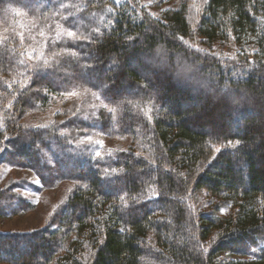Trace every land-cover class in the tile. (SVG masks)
<instances>
[{"label":"trees","instance_id":"obj_1","mask_svg":"<svg viewBox=\"0 0 264 264\" xmlns=\"http://www.w3.org/2000/svg\"><path fill=\"white\" fill-rule=\"evenodd\" d=\"M0 39V166L33 170L38 190L72 183L45 226L0 232V263L264 264V0L160 17L129 0H0ZM82 88L92 106L29 123ZM85 131L130 142L93 155ZM16 189H0V216L29 209Z\"/></svg>","mask_w":264,"mask_h":264},{"label":"rangeland","instance_id":"obj_2","mask_svg":"<svg viewBox=\"0 0 264 264\" xmlns=\"http://www.w3.org/2000/svg\"><path fill=\"white\" fill-rule=\"evenodd\" d=\"M123 2L126 0H115ZM181 0H129L131 5H139L144 7L149 13L154 16L160 17L162 12L169 7L177 5ZM200 3V2H199ZM198 5L197 8H199ZM196 44V43H195ZM218 52L224 56L236 53L237 47L232 42H227L225 45L216 46ZM41 52V51H40ZM40 52L38 54H40ZM147 68L144 67V70ZM156 69H153L155 71ZM123 89H126L124 87ZM91 94H90V93ZM75 93V94H73ZM199 95L194 96L192 99H179L180 105L172 104L175 109L186 111L190 107L197 106L203 107L205 101L199 100ZM91 100L89 107L96 101V96L88 88H82L74 92L68 93H51V99L47 105L44 106L39 112L33 113L29 116V123L32 125H47L54 123L59 114L65 111L71 112L70 109L77 110L75 106H80L82 100ZM87 104V103H86ZM183 107V108H182ZM191 117V116H190ZM190 120L194 121L191 117ZM234 122L230 123L231 124ZM221 124H215L214 128L218 129ZM82 143L90 145V152L93 155L103 154L104 151L111 150L115 146L123 143L129 144L130 140L122 139L118 136L107 135L102 132H88L85 131L79 139ZM125 141V142H124ZM71 182L62 181L56 186L50 188L36 189L34 186L40 187V181L35 172L29 168H21L13 165L0 166V189L7 185H17L16 192L24 197L29 203V209L23 210L15 215H1L0 216V232L8 231H30L33 229L41 228L48 222L50 216L54 213L58 203L63 200L67 194V188ZM197 196L198 204L203 211H212L215 205H212V199L204 190H199L195 193ZM227 210L221 211L224 215ZM230 258V255L223 256ZM233 257V256H231ZM234 258V257H233ZM10 264V263H0Z\"/></svg>","mask_w":264,"mask_h":264},{"label":"snow or ice","instance_id":"obj_3","mask_svg":"<svg viewBox=\"0 0 264 264\" xmlns=\"http://www.w3.org/2000/svg\"><path fill=\"white\" fill-rule=\"evenodd\" d=\"M62 6H63V5H62ZM18 14H20V13L18 12ZM96 31H99V29H97ZM65 33H66V35H67L68 37H70V38H73V39L76 38V34H75L74 32H72V31L65 30ZM19 35H20L21 40H23V33H20ZM43 35H44V33L41 32V36H43ZM57 38H59V33L57 34ZM181 39H182V38H181ZM2 42H3V40L0 39V43H2ZM45 46H47V43L45 44ZM29 55L31 56V53H29ZM45 63H47V61H45ZM73 94H75V93H73ZM111 111H115V109H112ZM237 143H239V141H237ZM97 155H99V154H97ZM157 194H158V193H157Z\"/></svg>","mask_w":264,"mask_h":264}]
</instances>
